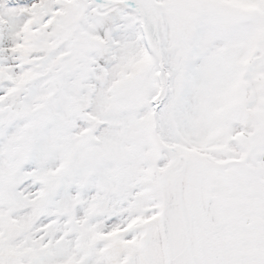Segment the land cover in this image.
Instances as JSON below:
<instances>
[{
  "label": "snow or ice",
  "instance_id": "obj_1",
  "mask_svg": "<svg viewBox=\"0 0 264 264\" xmlns=\"http://www.w3.org/2000/svg\"><path fill=\"white\" fill-rule=\"evenodd\" d=\"M0 264H264V0H0Z\"/></svg>",
  "mask_w": 264,
  "mask_h": 264
}]
</instances>
